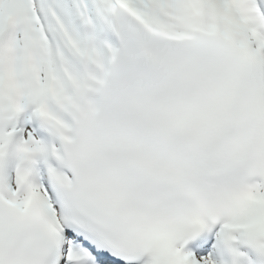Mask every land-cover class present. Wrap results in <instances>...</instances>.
<instances>
[{
  "label": "snow or ice",
  "instance_id": "snow-or-ice-1",
  "mask_svg": "<svg viewBox=\"0 0 264 264\" xmlns=\"http://www.w3.org/2000/svg\"><path fill=\"white\" fill-rule=\"evenodd\" d=\"M0 264H264V0H0Z\"/></svg>",
  "mask_w": 264,
  "mask_h": 264
}]
</instances>
